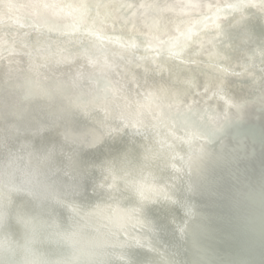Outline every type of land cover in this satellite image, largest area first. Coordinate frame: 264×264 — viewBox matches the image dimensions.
<instances>
[{
  "label": "bare ground",
  "instance_id": "1",
  "mask_svg": "<svg viewBox=\"0 0 264 264\" xmlns=\"http://www.w3.org/2000/svg\"><path fill=\"white\" fill-rule=\"evenodd\" d=\"M0 264H264V0H0Z\"/></svg>",
  "mask_w": 264,
  "mask_h": 264
},
{
  "label": "water",
  "instance_id": "2",
  "mask_svg": "<svg viewBox=\"0 0 264 264\" xmlns=\"http://www.w3.org/2000/svg\"><path fill=\"white\" fill-rule=\"evenodd\" d=\"M36 204L35 203H31V204H29V207L31 208V209H35L36 208Z\"/></svg>",
  "mask_w": 264,
  "mask_h": 264
}]
</instances>
